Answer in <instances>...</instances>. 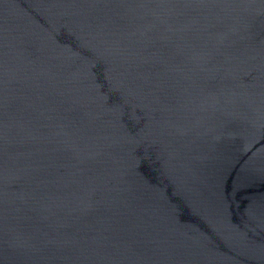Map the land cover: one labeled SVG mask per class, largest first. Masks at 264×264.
<instances>
[{"label": "water", "instance_id": "1", "mask_svg": "<svg viewBox=\"0 0 264 264\" xmlns=\"http://www.w3.org/2000/svg\"><path fill=\"white\" fill-rule=\"evenodd\" d=\"M0 264H264V0H0Z\"/></svg>", "mask_w": 264, "mask_h": 264}]
</instances>
